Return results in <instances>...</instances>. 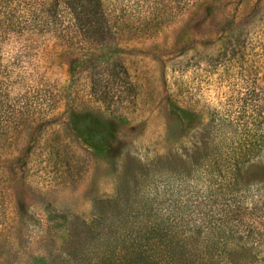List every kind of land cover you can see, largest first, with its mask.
Masks as SVG:
<instances>
[{
  "label": "rangeland",
  "instance_id": "obj_1",
  "mask_svg": "<svg viewBox=\"0 0 264 264\" xmlns=\"http://www.w3.org/2000/svg\"><path fill=\"white\" fill-rule=\"evenodd\" d=\"M127 2L106 45L55 47L43 61L53 112L0 155V264H46L78 247L85 224L90 250L107 247L124 178L138 188L142 164L212 120L264 113V0H203L167 21H125L168 6ZM244 175L263 183V201L264 153Z\"/></svg>",
  "mask_w": 264,
  "mask_h": 264
},
{
  "label": "trees",
  "instance_id": "obj_2",
  "mask_svg": "<svg viewBox=\"0 0 264 264\" xmlns=\"http://www.w3.org/2000/svg\"><path fill=\"white\" fill-rule=\"evenodd\" d=\"M137 1L148 10L168 6L140 17L126 11L125 21H167L203 0ZM127 3L0 0V155L53 112L41 71L51 50L106 45L109 21L121 20L116 12ZM254 121L212 120L182 148L142 164L138 188L128 178L118 185L108 246L90 250L85 224L78 247L46 264H264V200L253 194L263 183L244 175L264 153L261 110Z\"/></svg>",
  "mask_w": 264,
  "mask_h": 264
}]
</instances>
